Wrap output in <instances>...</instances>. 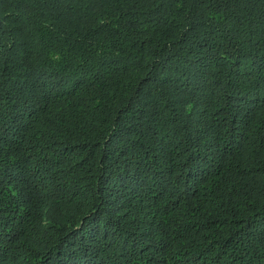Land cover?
I'll use <instances>...</instances> for the list:
<instances>
[{
    "label": "trees",
    "instance_id": "obj_1",
    "mask_svg": "<svg viewBox=\"0 0 264 264\" xmlns=\"http://www.w3.org/2000/svg\"><path fill=\"white\" fill-rule=\"evenodd\" d=\"M0 264H264V0H0Z\"/></svg>",
    "mask_w": 264,
    "mask_h": 264
}]
</instances>
